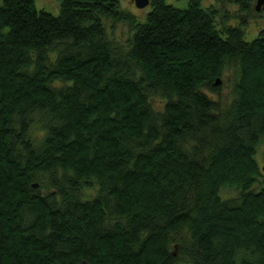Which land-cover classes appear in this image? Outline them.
I'll use <instances>...</instances> for the list:
<instances>
[{
	"label": "trees",
	"instance_id": "obj_1",
	"mask_svg": "<svg viewBox=\"0 0 264 264\" xmlns=\"http://www.w3.org/2000/svg\"><path fill=\"white\" fill-rule=\"evenodd\" d=\"M59 1L0 0V264H264L257 0Z\"/></svg>",
	"mask_w": 264,
	"mask_h": 264
},
{
	"label": "rangeland",
	"instance_id": "obj_2",
	"mask_svg": "<svg viewBox=\"0 0 264 264\" xmlns=\"http://www.w3.org/2000/svg\"><path fill=\"white\" fill-rule=\"evenodd\" d=\"M119 1H120L121 9L134 14L140 23H144L146 21V17L152 9L151 6L145 9L137 8L134 3V0H119ZM226 1L229 2V0ZM167 2L168 4L173 5L176 8L186 9L188 7L189 0H167ZM215 4H216V0H202L203 8H209L211 5H215ZM35 5L38 11H45L56 17H58L61 13V2L59 0H35ZM227 9L230 10L231 12L237 11L236 7H232L229 4H227ZM221 21H222L221 17H219L218 23L220 26H221ZM103 22L106 26L108 33L110 34V39L111 40L114 39L113 41L117 42L119 45H123V46L125 45L124 47L126 48L127 46L126 41L131 33L129 27L125 24H117L114 27V29L110 31L111 29L110 22L105 20H103ZM228 25L236 27L238 25H242V22L240 19H233L232 21L228 22ZM263 29H264V11L255 14L253 16V19L249 21L248 26L245 27L246 41L251 42L254 39H256L260 31H262ZM154 104L156 108H161L163 106V102L159 99H157ZM35 132L37 134H40L38 126L35 127ZM255 159L260 167V170L264 174V142H262L258 146ZM256 188L260 189V185L256 184L254 189ZM240 193L241 190L239 188L226 186L221 189L220 196L223 200H229L232 198L239 197ZM95 194L96 191L94 189H90L85 192V197L92 198Z\"/></svg>",
	"mask_w": 264,
	"mask_h": 264
},
{
	"label": "water",
	"instance_id": "obj_3",
	"mask_svg": "<svg viewBox=\"0 0 264 264\" xmlns=\"http://www.w3.org/2000/svg\"><path fill=\"white\" fill-rule=\"evenodd\" d=\"M134 3L136 5L137 8L139 9H145L147 7H149L150 5V0H134ZM264 6V0H257L255 9L256 11L260 12L262 7ZM221 79L217 78L216 82H215V86H219L221 85ZM38 185L36 184L35 187H37Z\"/></svg>",
	"mask_w": 264,
	"mask_h": 264
},
{
	"label": "flooded vegetation",
	"instance_id": "obj_4",
	"mask_svg": "<svg viewBox=\"0 0 264 264\" xmlns=\"http://www.w3.org/2000/svg\"><path fill=\"white\" fill-rule=\"evenodd\" d=\"M256 3H257V1H256ZM256 3H255V6H256ZM263 11H264V6L262 7V9H261L260 12H263ZM260 12L256 11V9H255V14H258V13H260ZM255 14H254V15H255Z\"/></svg>",
	"mask_w": 264,
	"mask_h": 264
}]
</instances>
